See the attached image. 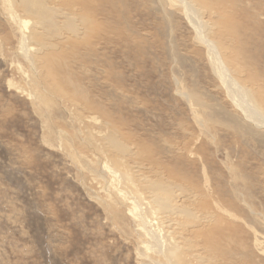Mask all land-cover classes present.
Returning <instances> with one entry per match:
<instances>
[{"label":"rangeland","instance_id":"1","mask_svg":"<svg viewBox=\"0 0 264 264\" xmlns=\"http://www.w3.org/2000/svg\"><path fill=\"white\" fill-rule=\"evenodd\" d=\"M184 1L0 0V264H264V126L190 22L264 118V0Z\"/></svg>","mask_w":264,"mask_h":264},{"label":"bare ground","instance_id":"2","mask_svg":"<svg viewBox=\"0 0 264 264\" xmlns=\"http://www.w3.org/2000/svg\"><path fill=\"white\" fill-rule=\"evenodd\" d=\"M179 1L184 5V9H185L184 13L188 15L190 13L195 18L196 16L191 11L192 9H190V6H188L184 0H179ZM193 16H191L190 18L192 19ZM191 19L190 22H192L191 24H193L194 30L196 31V35L198 36L199 40L204 44V46L207 48L208 53L211 57V63L214 66V70H216V74L219 77L221 83L227 89L228 95L231 97L232 101L234 102L235 105L234 107H236L239 111H241L248 120L252 121L253 123H256V125L264 126L263 116L261 115L260 112L251 108L253 105L250 103L248 95L246 94L245 90L240 86V84L230 76L231 74L228 68L223 63L216 47L209 40L203 37L200 26L199 25L195 26L194 25L195 23H193Z\"/></svg>","mask_w":264,"mask_h":264}]
</instances>
